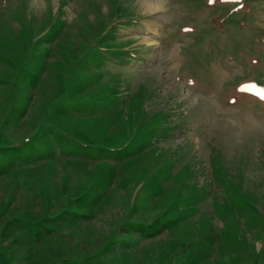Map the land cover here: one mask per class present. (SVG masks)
I'll return each instance as SVG.
<instances>
[{
	"label": "rangeland",
	"instance_id": "1",
	"mask_svg": "<svg viewBox=\"0 0 264 264\" xmlns=\"http://www.w3.org/2000/svg\"><path fill=\"white\" fill-rule=\"evenodd\" d=\"M150 3L0 0V264H264V0Z\"/></svg>",
	"mask_w": 264,
	"mask_h": 264
},
{
	"label": "bare ground",
	"instance_id": "2",
	"mask_svg": "<svg viewBox=\"0 0 264 264\" xmlns=\"http://www.w3.org/2000/svg\"><path fill=\"white\" fill-rule=\"evenodd\" d=\"M144 1H145V3H146V7H147L148 9H152V10L156 9V8H154L153 3H150L151 0H144ZM151 4H152V5H151Z\"/></svg>",
	"mask_w": 264,
	"mask_h": 264
},
{
	"label": "snow or ice",
	"instance_id": "3",
	"mask_svg": "<svg viewBox=\"0 0 264 264\" xmlns=\"http://www.w3.org/2000/svg\"><path fill=\"white\" fill-rule=\"evenodd\" d=\"M210 2H214V0H210Z\"/></svg>",
	"mask_w": 264,
	"mask_h": 264
}]
</instances>
